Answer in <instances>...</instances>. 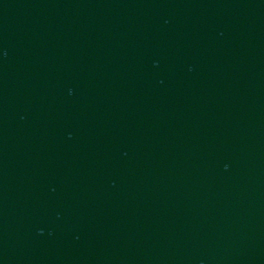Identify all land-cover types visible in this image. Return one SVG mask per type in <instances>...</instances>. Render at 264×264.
I'll use <instances>...</instances> for the list:
<instances>
[{
	"label": "water",
	"instance_id": "1",
	"mask_svg": "<svg viewBox=\"0 0 264 264\" xmlns=\"http://www.w3.org/2000/svg\"><path fill=\"white\" fill-rule=\"evenodd\" d=\"M0 264H264V0H0Z\"/></svg>",
	"mask_w": 264,
	"mask_h": 264
}]
</instances>
